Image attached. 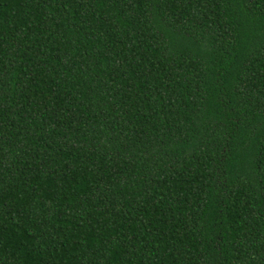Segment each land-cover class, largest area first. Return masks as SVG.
Masks as SVG:
<instances>
[{
	"label": "trees",
	"instance_id": "obj_1",
	"mask_svg": "<svg viewBox=\"0 0 264 264\" xmlns=\"http://www.w3.org/2000/svg\"><path fill=\"white\" fill-rule=\"evenodd\" d=\"M0 264H264V0H0Z\"/></svg>",
	"mask_w": 264,
	"mask_h": 264
}]
</instances>
